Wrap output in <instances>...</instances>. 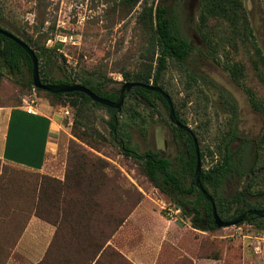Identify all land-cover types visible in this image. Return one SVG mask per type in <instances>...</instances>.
<instances>
[{
  "label": "rangeland",
  "instance_id": "374dc122",
  "mask_svg": "<svg viewBox=\"0 0 264 264\" xmlns=\"http://www.w3.org/2000/svg\"><path fill=\"white\" fill-rule=\"evenodd\" d=\"M158 1L0 0V26L35 49L56 48L42 58L44 72L53 80L78 73L113 91L125 83L123 72L155 73L156 23L150 6ZM165 1L194 51L183 64L170 60L160 84L196 131L201 150L228 141L240 150L243 164L228 181V190L244 186L253 164L258 174L254 188L264 190V0H240L236 16L227 6L205 11L203 19L201 0ZM243 16L260 50L247 40ZM30 76L27 67L10 70L0 52V105L32 104L60 118L38 208L54 221L63 218V228L78 238L81 254L90 252L84 264H264V226L245 221L207 231L194 228L190 216L124 153L107 109L92 103L73 107L63 97L27 84ZM154 101L130 100L139 112L123 114L124 129L137 150L159 151L180 169L182 141L164 102ZM213 161L208 153L202 167ZM138 207L124 239L107 243ZM172 222L178 232L171 231Z\"/></svg>",
  "mask_w": 264,
  "mask_h": 264
},
{
  "label": "trees",
  "instance_id": "16d2710c",
  "mask_svg": "<svg viewBox=\"0 0 264 264\" xmlns=\"http://www.w3.org/2000/svg\"><path fill=\"white\" fill-rule=\"evenodd\" d=\"M237 2L241 4L240 0H201L204 10L201 18L203 19L205 11H214L215 9H219V7L221 9L227 6H231L232 12L235 14L236 11L234 10H236L238 6ZM150 15L153 22L156 23L155 33L157 38L158 57L155 73L143 74L123 72L122 74L125 82L137 81L154 83L165 89L163 85L160 84V81L162 80L163 73L167 69L170 60H175L183 64L194 51V44L191 40L183 37L177 30L175 17L165 0H159L157 4L151 5ZM243 18V23H246L244 33L247 40L253 47L260 50L253 28L248 24L247 17L243 16ZM210 48L214 52L218 50V47L213 44H210ZM53 50H56V48H48L46 46L35 49L39 59V71L43 82L79 83L88 86L91 90L103 97L111 100L118 99L121 88L109 91L106 89L104 82L95 80L87 75L75 73L69 74V76L60 80H53L50 78L44 72L42 58L45 54ZM0 52L5 64L10 70L22 72L23 68L27 67L31 76L26 83L30 86H34L32 79V60L24 48L16 41L0 33ZM189 77L193 83L197 82L193 74H189ZM53 94L63 97L66 102L73 107H77L80 104L92 103L94 106L107 109L110 115L109 124L113 130V135L119 139L124 153L137 160L142 165L145 173L153 184L162 192L168 194L176 207L181 209L183 214L190 216L192 226L196 229L205 231L218 228L215 223L211 203L202 190L194 184L197 154L191 134L174 123H171L175 135L181 139L183 145V149L180 153L181 155L179 156L180 170L175 167V162L171 160V158L164 156L159 151L148 149L144 152H140L137 150L132 145L130 134L124 129V123L122 121L123 114L129 112L130 116L133 117L139 112L135 106L129 105L130 100L142 98L152 104L155 102L154 99H161L168 109L167 102L159 92L141 86H135L127 93L121 110L96 102L88 94L80 91ZM231 107L233 111L236 112L234 103L231 104ZM176 114L182 123L188 125L187 120L180 115L179 111L176 110ZM193 131L197 135L194 129ZM239 152V149L232 147L230 141L218 143L214 148H207L206 151L202 149L200 152L201 162L203 163L208 153L214 158V161L209 166L202 167L201 182L204 188L212 195L216 203L218 214L224 220H233L248 209H264V190H256L254 188V186L258 184V174L255 169V164L247 171V181L242 188H237L235 191L231 192L227 188L228 181L239 175L240 165L243 164ZM256 194L262 196V199L253 200L252 196ZM38 207L37 213L39 216L54 221L48 218ZM247 222L257 224L260 227L264 226V218L259 215H251L247 219ZM89 253V251L85 250L76 262L84 264L89 258Z\"/></svg>",
  "mask_w": 264,
  "mask_h": 264
},
{
  "label": "crops",
  "instance_id": "0c3cea01",
  "mask_svg": "<svg viewBox=\"0 0 264 264\" xmlns=\"http://www.w3.org/2000/svg\"><path fill=\"white\" fill-rule=\"evenodd\" d=\"M27 107L0 105V264H79L75 260L81 256L80 242L64 230L63 218L51 221L37 213L61 121L47 109L36 107L30 113ZM139 207L107 243L124 239ZM171 225V231L178 232V225Z\"/></svg>",
  "mask_w": 264,
  "mask_h": 264
},
{
  "label": "water",
  "instance_id": "95a60500",
  "mask_svg": "<svg viewBox=\"0 0 264 264\" xmlns=\"http://www.w3.org/2000/svg\"><path fill=\"white\" fill-rule=\"evenodd\" d=\"M0 33L4 34L5 36L11 38L12 40L16 41L19 45H21L24 50L28 53L32 60V79L35 88L42 89L49 91L51 93H63V92H73V91H80L88 94L94 101L99 102L103 105H107L113 108H117L119 110L122 109L125 97L127 93L135 86H141L146 89L159 92L168 105V111L170 120L175 125L181 127L182 129L189 132L192 136L193 143L195 146L196 154H197V165L195 169V180L194 184L202 190L206 198L209 200L212 206V212L215 218V223L218 228L237 225L247 221V219L251 215H259L264 218V209H248L243 214L239 215L233 220H224L218 214L216 203L212 197V195L204 188L201 182V172H202V162H201V155H200V145L197 135L194 133L192 127L182 123L179 118L177 117L176 110L174 107V101L170 93H168L165 89H163L160 85H156L154 83H144V82H137V81H127L123 84L120 95L117 100H111L106 97L99 95L98 93L91 90L88 86L83 84H67V83H45L42 81L39 71V59L36 54L35 49L24 39L19 37L18 35L14 34L13 32L0 27Z\"/></svg>",
  "mask_w": 264,
  "mask_h": 264
},
{
  "label": "built area",
  "instance_id": "2783aa9c",
  "mask_svg": "<svg viewBox=\"0 0 264 264\" xmlns=\"http://www.w3.org/2000/svg\"><path fill=\"white\" fill-rule=\"evenodd\" d=\"M35 109H36V107L35 106H33L32 104H28V107L26 108V110L28 111V112H34L35 111ZM66 114H70V109H66Z\"/></svg>",
  "mask_w": 264,
  "mask_h": 264
}]
</instances>
